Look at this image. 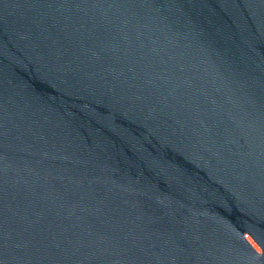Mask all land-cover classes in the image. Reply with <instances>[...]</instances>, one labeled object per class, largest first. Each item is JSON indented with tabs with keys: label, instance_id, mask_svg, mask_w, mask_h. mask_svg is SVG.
Segmentation results:
<instances>
[{
	"label": "water",
	"instance_id": "1",
	"mask_svg": "<svg viewBox=\"0 0 264 264\" xmlns=\"http://www.w3.org/2000/svg\"><path fill=\"white\" fill-rule=\"evenodd\" d=\"M0 264H264V0H0Z\"/></svg>",
	"mask_w": 264,
	"mask_h": 264
}]
</instances>
